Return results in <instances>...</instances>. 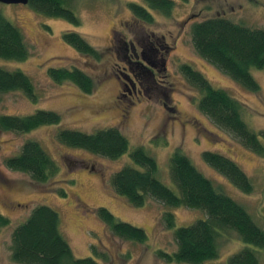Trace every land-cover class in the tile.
Returning a JSON list of instances; mask_svg holds the SVG:
<instances>
[{"label":"rangeland","instance_id":"obj_1","mask_svg":"<svg viewBox=\"0 0 264 264\" xmlns=\"http://www.w3.org/2000/svg\"><path fill=\"white\" fill-rule=\"evenodd\" d=\"M131 1L143 4L142 0H73L70 8L81 20L78 26L39 13L29 4L0 3V11L20 28L29 47L26 59L0 58V66L27 73L36 94L35 100L22 91L0 95V115L24 116L42 109L61 116L57 124L41 125L27 132L0 130V212L10 221L0 227V264H20L10 256L12 230L39 204L58 211L60 229L76 257L93 256L100 264H188L157 257L159 249L173 252L176 248L174 230L164 227L160 218L167 209L174 214L175 227L184 226L205 216L201 210L164 208L153 199L133 206L112 190V175L130 163L128 154L138 146L155 158L156 177L173 190L176 187L168 174V160L174 149H181L204 176L246 207L257 225L264 228V158L216 127L198 110V90L181 71L182 65H188L203 74L212 86L229 92L246 105L243 119L249 128L264 130V68L251 69L259 84L258 91H251L202 57L192 45L190 32L195 21L220 15L247 27L264 29V0H173L167 13L150 10L151 23L135 19L128 7ZM66 30L83 35L99 51L100 58L80 54L65 43L62 34ZM145 32L165 35V42L171 47L168 52L162 48V55L145 51L146 55H154L156 64L164 58L165 70L157 74L156 82L167 88L153 86L150 99L145 96L135 101L128 95V90L132 91L129 82L125 81L122 93L119 92L114 73L116 65L122 63L123 41L133 38L135 44ZM50 66L81 68L93 79V89L84 92L70 82H53L47 75ZM151 85L155 84L150 81ZM132 100L135 103L129 107ZM107 127L119 128L129 141V150L119 158L66 146L56 139L59 129L90 133ZM26 140L38 141L56 162L57 172L44 183L6 165V159L15 156ZM204 150L217 151L235 161L250 177L255 190L248 194L239 191L202 160ZM59 189L65 191L64 196L58 193ZM99 206L107 208L116 219L141 227L146 240L138 243L112 234L97 215ZM220 234L218 256L209 263H224L231 254L249 246L260 252L259 259L264 264V249L261 252V248L243 242L232 230ZM91 244L99 250L106 249L107 261L93 253Z\"/></svg>","mask_w":264,"mask_h":264},{"label":"trees","instance_id":"obj_2","mask_svg":"<svg viewBox=\"0 0 264 264\" xmlns=\"http://www.w3.org/2000/svg\"><path fill=\"white\" fill-rule=\"evenodd\" d=\"M142 1L143 4L131 1L128 7L135 18L145 23L152 22L151 9L167 13L173 7V0ZM70 2L73 0H29L27 4L39 13L63 18L78 26L81 20L70 8ZM190 32L192 45L202 57L243 87L254 92L259 90L251 69L264 68V29L247 27L220 15L195 21ZM62 39L78 53L100 58L99 51L79 32L66 30ZM28 55L29 47L22 31L0 11V58L22 61ZM181 71L198 90V110L216 127L264 158V130L257 132L249 128L243 119L246 105L226 90L212 86L203 74L190 66L182 65ZM47 75L53 82H70L84 92H91L94 87L93 79L77 66H50ZM19 91L36 99L34 82L27 73L0 66V95ZM60 118L59 113L42 109L24 116L1 114L0 130L27 132L41 125L57 124ZM56 139L66 146L110 159L119 158L130 147L127 137L116 127L90 133L59 129ZM128 156L130 163H125L112 175L111 187L129 204L142 206L153 199L164 208H196L205 215L189 225L175 227L174 214L164 210L161 223L174 230L176 248L173 252L159 249L157 257L166 262L216 264L208 261L218 256V237L224 230L234 231L243 242L261 248L262 252L264 228L257 225L246 207L204 176L181 149H174L168 160V174L176 190L156 177L157 162L143 147H135ZM201 157L239 191L248 194L255 190L250 177L231 158L212 150H204ZM5 162L11 169L27 173L40 183L57 172L55 160L36 140H26L20 151ZM58 193L65 195L63 189ZM97 215L112 234L138 243L146 240L141 227L116 219L107 208L99 206ZM9 222L0 212V227ZM91 248L101 260L107 261L106 249L99 250L96 244H91ZM10 249L11 259L20 264H100L96 257L73 254L60 229L58 211L45 204L34 206L28 217L13 228ZM259 254L256 249L245 246L224 263L217 264H261Z\"/></svg>","mask_w":264,"mask_h":264},{"label":"flooded vegetation","instance_id":"obj_3","mask_svg":"<svg viewBox=\"0 0 264 264\" xmlns=\"http://www.w3.org/2000/svg\"><path fill=\"white\" fill-rule=\"evenodd\" d=\"M136 19V18H135ZM186 22H189L191 19L187 17ZM160 40H163V44H160ZM166 37L165 35H161L160 37L154 35L152 32H145L144 37L137 38L136 43L134 44V39L130 38L127 42L126 40L123 41V46L121 47L122 51V63L120 65H116V73L115 78L119 83V92L122 93V84L125 85V81L131 84V90H128V95L134 97L135 101H139L141 97H147L150 99V93L153 86L157 87H164L163 84H159L156 82V76L158 73H161L162 70L165 68L164 58L159 64L155 63L153 60L154 55H146L145 51H154V54L162 55L161 49L166 48V52L171 47L167 42H165ZM146 58V60H145ZM163 65V66H162ZM121 66V69H118ZM155 84L149 86V82ZM164 88H167L165 86ZM126 96L125 94H123ZM168 96L165 95L164 98ZM132 100L129 107L135 103ZM128 106V105H127ZM167 108V107H166ZM94 172V171H93ZM20 205V203H18Z\"/></svg>","mask_w":264,"mask_h":264},{"label":"water","instance_id":"obj_4","mask_svg":"<svg viewBox=\"0 0 264 264\" xmlns=\"http://www.w3.org/2000/svg\"><path fill=\"white\" fill-rule=\"evenodd\" d=\"M29 0H0V3L27 4Z\"/></svg>","mask_w":264,"mask_h":264}]
</instances>
